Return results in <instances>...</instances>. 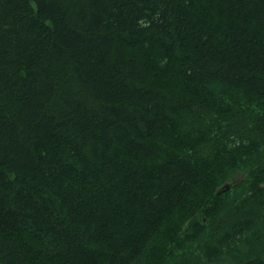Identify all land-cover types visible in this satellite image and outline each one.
<instances>
[{"label":"trees","instance_id":"16d2710c","mask_svg":"<svg viewBox=\"0 0 264 264\" xmlns=\"http://www.w3.org/2000/svg\"><path fill=\"white\" fill-rule=\"evenodd\" d=\"M0 264H264V0H0Z\"/></svg>","mask_w":264,"mask_h":264},{"label":"bare ground","instance_id":"6f19581e","mask_svg":"<svg viewBox=\"0 0 264 264\" xmlns=\"http://www.w3.org/2000/svg\"><path fill=\"white\" fill-rule=\"evenodd\" d=\"M243 173H244V172H239V171L234 172V173L231 175V178H230L227 182H225V183L220 187L221 189L219 188V189H220V190H219L220 193L226 190V189H225V190L221 191L223 188H225V186H227V185L229 186V184L232 183V181L234 180L233 177H234L235 175H239V174H240V175L243 177V176H244V175H242ZM229 187H230V186H229ZM227 188H228V187H227ZM220 193H219L218 191L216 192L217 195H219Z\"/></svg>","mask_w":264,"mask_h":264},{"label":"rangeland","instance_id":"374dc122","mask_svg":"<svg viewBox=\"0 0 264 264\" xmlns=\"http://www.w3.org/2000/svg\"><path fill=\"white\" fill-rule=\"evenodd\" d=\"M243 177L239 174V175H235L234 177H233V181H232V183L234 184V183H236V181H241V179H242ZM232 183H230L229 184V186H231L232 185ZM228 189H230V187L229 188H227L226 190H228Z\"/></svg>","mask_w":264,"mask_h":264},{"label":"water","instance_id":"95a60500","mask_svg":"<svg viewBox=\"0 0 264 264\" xmlns=\"http://www.w3.org/2000/svg\"><path fill=\"white\" fill-rule=\"evenodd\" d=\"M227 187H229L228 185L227 186H225V188H223L221 191H223V190H225V189H227ZM219 193H220V191H218Z\"/></svg>","mask_w":264,"mask_h":264}]
</instances>
